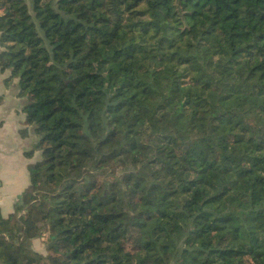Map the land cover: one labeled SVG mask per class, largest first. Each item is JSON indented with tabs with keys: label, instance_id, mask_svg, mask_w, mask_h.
Listing matches in <instances>:
<instances>
[{
	"label": "trees",
	"instance_id": "trees-1",
	"mask_svg": "<svg viewBox=\"0 0 264 264\" xmlns=\"http://www.w3.org/2000/svg\"><path fill=\"white\" fill-rule=\"evenodd\" d=\"M6 69L0 264H264V0H0Z\"/></svg>",
	"mask_w": 264,
	"mask_h": 264
},
{
	"label": "crops",
	"instance_id": "crops-1",
	"mask_svg": "<svg viewBox=\"0 0 264 264\" xmlns=\"http://www.w3.org/2000/svg\"><path fill=\"white\" fill-rule=\"evenodd\" d=\"M2 94V93H1ZM4 98L3 101H0V160L1 161H12L15 157V151L21 153L25 159L26 162H34L32 161L31 157H26L23 152L25 151V148H27V142L29 138L33 139V142H35L36 137L33 134H29L25 137H22L19 133L20 129L25 127L24 124V113L21 111V105L19 103V98L16 96V92L14 94L8 93V95H0ZM9 97V100L5 99V97ZM11 98V101H10ZM6 103V104H5ZM10 134L14 137L10 138ZM9 146H8V143ZM26 142V143H25ZM16 149L10 150V144L14 145ZM28 163V164H29ZM27 164V165H28ZM28 182H26V185ZM3 187L1 181H0V188ZM21 186L20 188H22ZM0 190V211L2 216H7L8 214L12 213L14 210L15 204L17 198H14V196L18 193L17 191H13L7 194H3ZM18 200V199H17Z\"/></svg>",
	"mask_w": 264,
	"mask_h": 264
},
{
	"label": "rangeland",
	"instance_id": "rangeland-1",
	"mask_svg": "<svg viewBox=\"0 0 264 264\" xmlns=\"http://www.w3.org/2000/svg\"><path fill=\"white\" fill-rule=\"evenodd\" d=\"M16 78L10 77V70L6 69L4 71H0V95H8V93L14 94V92L17 91L16 88ZM2 93V94H1ZM5 99L9 100V97H5ZM4 98L0 96V101H3ZM11 101V98H10ZM6 104V103H5ZM29 128V127H27ZM14 137L10 134V138ZM27 142V148L25 150H30V148L33 146V139L29 138L26 140ZM25 142V143H26ZM8 143V141H7ZM9 146V143H8ZM10 150L16 149L15 143L14 145L10 144ZM18 149H16V155L12 161H1L0 160V181L3 185V187L0 188L2 190L1 192L3 194L9 195L10 191H17L18 193L14 196L16 199V202H19V199L21 197V193L26 188V182L29 181V173L27 170V164L29 162H26L25 157L17 152ZM32 161H38L40 160V151L34 150L32 153ZM23 186L22 188H20ZM44 238H41L39 236L38 238L31 240V248L34 251H38L42 253L43 255H46L48 252L46 250L47 245L50 243V241L47 239V235L44 234Z\"/></svg>",
	"mask_w": 264,
	"mask_h": 264
}]
</instances>
